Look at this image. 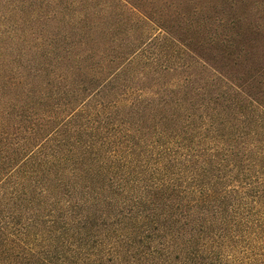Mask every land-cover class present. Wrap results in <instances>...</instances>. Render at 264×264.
<instances>
[{
    "label": "trees",
    "instance_id": "1",
    "mask_svg": "<svg viewBox=\"0 0 264 264\" xmlns=\"http://www.w3.org/2000/svg\"><path fill=\"white\" fill-rule=\"evenodd\" d=\"M240 2L0 0V264H264Z\"/></svg>",
    "mask_w": 264,
    "mask_h": 264
},
{
    "label": "rangeland",
    "instance_id": "2",
    "mask_svg": "<svg viewBox=\"0 0 264 264\" xmlns=\"http://www.w3.org/2000/svg\"><path fill=\"white\" fill-rule=\"evenodd\" d=\"M240 2L239 11L245 13L248 19L254 16L264 17V0H238Z\"/></svg>",
    "mask_w": 264,
    "mask_h": 264
}]
</instances>
